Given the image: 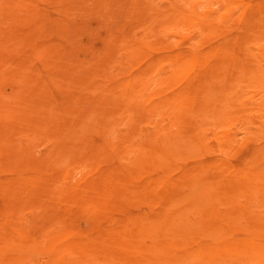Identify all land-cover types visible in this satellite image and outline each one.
<instances>
[{
  "label": "bare ground",
  "instance_id": "bare-ground-1",
  "mask_svg": "<svg viewBox=\"0 0 264 264\" xmlns=\"http://www.w3.org/2000/svg\"><path fill=\"white\" fill-rule=\"evenodd\" d=\"M58 1L0 0V264H264V171L209 122L248 111L240 81L264 88V3L208 51L193 0Z\"/></svg>",
  "mask_w": 264,
  "mask_h": 264
},
{
  "label": "rangeland",
  "instance_id": "rangeland-1",
  "mask_svg": "<svg viewBox=\"0 0 264 264\" xmlns=\"http://www.w3.org/2000/svg\"><path fill=\"white\" fill-rule=\"evenodd\" d=\"M76 0H59L62 6L64 3ZM198 2L202 7V11H207L208 7L212 8V12L209 14V21L213 23V27L220 28L217 33L213 29V36L202 42V48L209 50H216L222 47V44L227 40H231L235 37L237 28L239 27V20L241 15L247 7L250 6L251 11L254 9L253 5L264 3V0H193ZM250 4V5H249ZM249 5V6H247ZM246 7V8H245ZM221 14V15H220ZM220 15V16H219ZM198 33L202 32V28L197 26ZM222 29V31H221ZM235 34L232 35V33ZM173 35H186L188 30L184 27L179 28L177 31H172ZM202 35V34H201ZM232 37V38H231ZM231 38V39H230ZM202 40L199 35L197 43ZM170 45L171 49L168 54L173 51H186L192 48L194 42L182 41L181 43L176 39L172 38L166 40ZM254 48L262 51V55L259 58L257 50L253 52L254 57L251 58L253 64L256 65L261 75L264 73V32H259L254 37ZM245 48L244 50H246ZM168 72L172 71V66H168ZM166 71V72H167ZM154 90V87L151 89ZM256 94L254 95L253 94ZM263 93V94H262ZM237 97H241L240 103L242 106L247 107L248 111L244 110L243 113L237 115L235 119L228 124H224V121L219 115L215 113L211 114L209 120L212 123L213 131L217 137V141H220L224 133H228L231 136L232 141L230 142V153L232 156L246 166H249L253 171H264V88L253 87L243 81H240L236 87ZM247 95V97H246ZM248 98V99H247ZM248 100V103H244V100ZM246 105V106H245ZM260 107L262 110L257 111L256 108ZM255 108V110H253ZM119 133L124 131V127L117 129ZM122 130V131H121ZM72 144L64 145L61 147L63 150L68 152L72 148ZM38 148V149H37ZM44 148V149H43ZM48 145L46 143H38L36 149L38 154H47ZM46 149V150H45ZM43 151V153H42ZM65 152V153H66ZM64 153V154H65ZM68 158H64L67 160ZM60 163H63L60 162ZM73 183L77 184L81 179L82 168L76 165L73 166ZM75 177V178H74ZM77 177V178H76ZM76 179V182H75ZM38 213V214H37ZM32 218H31V217ZM36 216V217H34ZM34 217V219H33ZM56 213L47 207L37 208L29 215V222L38 228L49 229L52 225H56L58 220L55 219ZM31 218V219H30ZM42 224V225H41Z\"/></svg>",
  "mask_w": 264,
  "mask_h": 264
}]
</instances>
